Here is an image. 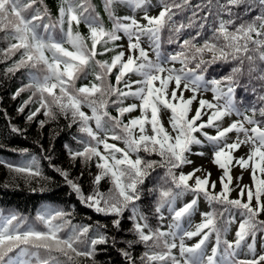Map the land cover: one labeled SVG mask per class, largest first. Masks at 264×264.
<instances>
[{
    "label": "snow or ice",
    "instance_id": "1",
    "mask_svg": "<svg viewBox=\"0 0 264 264\" xmlns=\"http://www.w3.org/2000/svg\"><path fill=\"white\" fill-rule=\"evenodd\" d=\"M103 3L111 28L105 27L91 0H60L56 20L44 0H0V32L9 41L0 52L6 59L19 53L7 71L29 69V82L12 98L28 90L31 95L17 111L24 113L35 103L28 122L43 111L41 128L58 115L70 119L69 128L78 126L87 139H74L83 147H64L73 166L77 161L82 166L80 175L72 178L69 170L49 166L84 208L105 218L73 224L74 209L45 207L29 223L18 213H0V264H100L97 255L109 250L118 252L124 264H264V243L260 252L256 248L258 237L264 242V94L257 96L259 108L253 104L241 110L235 99L238 88L247 90L240 83L245 73L264 86V68L257 64L264 63V0ZM119 7L129 14L118 15ZM152 8L158 9L155 15L150 14ZM29 10L31 15H26ZM188 11L190 16L175 19ZM81 24L87 36L79 31ZM165 29L167 42L178 49L168 54L162 51ZM120 41H126V49ZM109 52L110 60L97 59ZM232 61L237 63L227 75L206 79L213 65ZM113 70L115 84L109 80ZM89 75L94 79L77 87L76 82ZM132 75L139 79L132 80ZM209 92L211 99L204 98ZM128 99L139 104L125 106ZM109 108L115 109V116ZM137 109L140 115L125 121V115ZM233 116L237 119L226 122ZM24 131L11 126L12 133ZM205 147L211 148L212 163L221 170L218 181L202 167L184 171L194 163L192 156L205 155L195 149ZM242 147L246 151L235 155ZM45 159L51 162L52 157ZM93 164L98 171L86 194L79 180ZM0 165L26 182L51 179L35 156L22 165ZM237 166L250 172L251 185L241 183L242 175L234 184L232 170ZM157 169H163V175ZM102 181L110 185L107 191L101 190ZM186 196L191 198L185 201ZM201 199L210 210L200 211V223L190 230ZM165 209L171 217L167 231L153 228L149 214L163 221ZM124 220L131 222L127 230ZM185 221L189 228L183 227ZM197 237L195 243H186ZM137 245L144 248L139 257L133 256Z\"/></svg>",
    "mask_w": 264,
    "mask_h": 264
},
{
    "label": "trees",
    "instance_id": "2",
    "mask_svg": "<svg viewBox=\"0 0 264 264\" xmlns=\"http://www.w3.org/2000/svg\"><path fill=\"white\" fill-rule=\"evenodd\" d=\"M91 2L105 27L111 28V22L108 20L107 14L104 11L103 0H91ZM199 2L200 0H193V4ZM44 3L51 13L52 19L56 20L58 18L60 0H44ZM35 7L41 6L35 5ZM41 10L43 9L41 8ZM204 14V12L200 13L201 16ZM26 15H31V10H29ZM190 15L191 12L188 11L182 15L176 16L175 19L181 20ZM251 15H255V13ZM209 19H211V17H209ZM46 20L47 17L45 18V21ZM79 31L85 36L88 35L87 28L83 24L80 25ZM4 36L5 33L0 32V49L7 48L9 43V41L4 39ZM168 37L169 32L165 29L161 33L162 51L165 54L178 50L176 44H169L167 42ZM12 42L14 43L15 41ZM118 43H122V41ZM100 50L98 46V51ZM120 50L121 49H117V51ZM112 55L113 53L109 52L104 56H98L97 59L110 60ZM17 59H19V53L12 56L10 59H6L4 54L0 52V161H5L12 165H22L30 160L31 157L35 156L40 162V167L44 175L51 179L49 181L32 180L31 182H26L25 179L18 174L11 172L4 165H0V213L8 215L11 212H15L25 217L29 223H33L39 211L45 207H53L65 210L74 209L75 216L72 218L73 224L91 223L94 220L103 221L105 219L104 217L97 216L79 203L75 194L71 193L67 185L64 184L62 178L49 166V164L52 163L57 167L69 170L72 178L79 176L82 166L79 161L75 162L73 166V162L69 160L67 150L64 146L67 144L74 149L82 148L83 146L77 144L74 137L82 139H87V137L78 131L77 125L73 124L72 127L69 128L68 124L70 123V119H65L62 115H58L57 119L54 121L47 122L43 128L39 126V122L46 119L43 115V111H41L32 122H28L26 119L27 114L35 110L38 106L35 103L29 104L25 108L24 113L17 111L23 102L28 99L29 95H31V90H28L22 92L16 99L12 98L18 88L29 82V69H20L15 74L7 71ZM236 63V61H232L230 63H218L213 65L206 74V79L212 77L219 78L227 75ZM257 64L260 68H264V63L257 61ZM244 66L245 69H247V61H245ZM31 71L35 72L36 69H31ZM97 71H99V69H97ZM115 74L116 70H113L112 75L109 77L110 82L113 84H115ZM255 75H258V73H253V76ZM93 79L94 77L91 75L88 76L87 80L82 78L76 82L77 87L88 84L89 81ZM240 83L241 85H246L247 90L245 91L243 87L237 89L235 97L237 106L240 107L241 110L245 107H251L253 104L259 108L261 102L258 101L257 96L264 94L262 82L256 79H250L247 73H245ZM120 87H123V84H121ZM253 89H255V91H253ZM112 99H115V97H112ZM127 104H129L128 100L125 101V106ZM109 111L112 115H116L114 108H109ZM249 115H251V113H249ZM130 117L131 113L126 114L124 117L125 121ZM256 118L261 119L259 115H257ZM13 125L24 129L25 131L23 134L12 133L11 126ZM24 149H27V152H23L22 150ZM49 155L52 157L51 162L45 159V157ZM141 155H143V153ZM150 158L159 159L157 156ZM97 171L98 170L93 164L90 169L84 171L83 177L79 180L86 194L92 187L91 181ZM163 171V169H157L160 175H163ZM155 176L156 173H153V177ZM42 186L45 188L43 192L39 190ZM109 186L107 182L102 181L101 190L107 191ZM149 187H152V183L149 184ZM33 189H36V191H33ZM165 210H163V214ZM208 210L210 209L207 205V211ZM125 215L127 216V213ZM149 216V222L153 228L161 227V230H163V221L158 220L153 213H150ZM88 217H91L92 221H90ZM261 218L264 219L263 216ZM123 226L125 230H127L131 227V222L124 220ZM234 233L235 226H233L228 233L227 239L234 238ZM128 236L130 238L131 234L128 233ZM262 243L264 242L258 237L256 248L258 244ZM143 251V246L137 245L133 249V256L139 257ZM97 260L100 264H124L123 258L115 250L100 252L97 255ZM83 264H89V262L83 261ZM137 264H139V261Z\"/></svg>",
    "mask_w": 264,
    "mask_h": 264
},
{
    "label": "rangeland",
    "instance_id": "3",
    "mask_svg": "<svg viewBox=\"0 0 264 264\" xmlns=\"http://www.w3.org/2000/svg\"><path fill=\"white\" fill-rule=\"evenodd\" d=\"M156 2H157V0H153V3L154 4ZM116 11H117V14L118 15H126V14H129V10H127L126 8H123V7L117 8ZM157 11H158V9L152 8V9H150V14L155 15L157 13ZM140 15H141L140 13L137 14V18L138 19L140 18ZM141 22L144 23L143 21H141ZM123 44L125 45V49H126V41H123ZM149 54H150V56H152L151 52ZM126 55H127V53H126ZM152 58L154 59V57H152ZM176 67L177 68L180 67L179 64H177ZM131 79L132 80H136V79H139V77H137L135 75H132L131 76ZM135 87L136 86L134 85L133 86V90H135ZM185 95L186 96L187 95H190V93H185ZM211 97H212V94L210 92L209 93H204V98L211 99ZM133 102L139 104V101H133L132 99H129V104L130 103H133ZM195 106L196 105L194 103V107ZM84 111L87 112L88 110L87 109H84ZM139 115H140L139 109H137V111L131 113V117H135V116H139ZM168 115L169 114L165 113L162 116V122L164 123V125H165L166 128L169 127V125H168ZM205 119H206V117H205ZM235 119H237V117H235V116H233L231 118H226V122L228 120H235ZM207 131H209L211 134H215V131L213 129H208ZM230 135H234V133L233 134H230ZM109 142L110 143H117V142H114V141H109ZM119 146L122 147L123 145H119ZM195 151H203L205 153V155L204 156H195V155L192 156L191 159L194 161V163L191 166L185 167L184 168V171L185 172H188L192 168L202 167V169L206 170L207 172H211L212 173V176H211V179L212 180L218 181V178L221 175V170H219L217 168V166L212 163V150H211V148L210 147H205L203 149L196 148ZM245 151H246V149L242 147L239 152L235 153V155H237V156L242 155ZM203 174H204V172H198L197 173V175H201V176ZM232 175L234 177V181H233L234 184L236 183L235 177L240 176V175L243 176V179L241 181L242 184H246V185H251L252 184L250 172L249 171H243L238 166L235 167V168H233ZM219 187H220V185H219V183H217V190H219ZM236 195H237V193L236 192H233V194H232L233 198H235ZM190 198H191L190 196H186L184 198V200L186 201V200H188ZM179 203L180 202H178V205H179ZM200 211H207V204L202 199L199 202V210H198L197 214H195L193 217H191V225H192V228L190 230H194V226L196 224L200 223V220H201V217L199 215V212ZM164 217H165V219L163 220V230L164 231H167V225L171 221V217L168 214L167 210L164 211ZM183 227L184 228H189V222L188 221H185L183 223ZM197 239H199V238L198 237L197 238H194L191 241H187L186 240V243H188V244L195 243ZM212 239L214 240V238H212ZM233 239L234 238L229 239V240L231 241ZM211 247H212V243H209V250L211 249ZM257 249H258L257 252H260L262 250V244H258Z\"/></svg>",
    "mask_w": 264,
    "mask_h": 264
}]
</instances>
